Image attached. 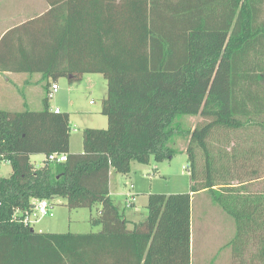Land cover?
<instances>
[{
	"label": "trees",
	"instance_id": "trees-1",
	"mask_svg": "<svg viewBox=\"0 0 264 264\" xmlns=\"http://www.w3.org/2000/svg\"><path fill=\"white\" fill-rule=\"evenodd\" d=\"M161 3L157 11L127 0V18L117 5L113 34L119 45L127 37V45L115 55L92 58L87 42L78 52L62 43L66 57L45 59L41 33L32 56L7 67L1 39L0 72L49 81L39 111L0 110V160L10 166L0 177V264H190L191 197L202 191L235 223L226 245L232 261L264 264V190L249 188L264 177V0ZM85 74L106 81L107 128L85 129L82 153L72 154L69 115L50 109L48 93L60 78L76 82ZM179 117L204 121L185 149L190 191L150 194L146 219L128 231L110 195V173L170 158ZM35 155L45 158L39 166L31 163ZM55 197L69 210L98 206L90 223L99 232L38 233L22 223L35 202Z\"/></svg>",
	"mask_w": 264,
	"mask_h": 264
},
{
	"label": "rangeland",
	"instance_id": "rangeland-1",
	"mask_svg": "<svg viewBox=\"0 0 264 264\" xmlns=\"http://www.w3.org/2000/svg\"><path fill=\"white\" fill-rule=\"evenodd\" d=\"M264 83V77L262 79ZM59 92L49 99V107H58L62 113L69 115L70 151L82 153V133L85 129L107 128V119L101 114L102 102L106 97V81L101 74H85L79 81L69 82L66 78L58 80ZM15 93H26L25 87L14 90ZM42 93V91L40 92ZM17 95V94H16ZM43 99L44 95L42 94ZM42 102V101H41ZM35 99L28 110L38 111ZM1 110L8 112L7 107L0 105ZM14 112V111H11ZM18 112V111H15ZM181 132L174 139L171 148L174 154L162 161L153 159L149 164L133 162L128 174L123 175L111 171V197L114 204L124 213L135 212L138 217L146 214L148 195L150 194H184L190 191L188 159L185 152L190 132L196 125L203 123L201 117H179L176 120ZM43 155L31 156L34 166L42 164ZM10 175V166L0 160V177ZM263 176V175H261ZM252 191L264 190V177L249 185ZM135 199L133 208L126 207V201ZM52 217L40 218L31 225L36 232H56L90 234L96 232L90 219L97 216L98 206L91 209L69 210L65 200L53 198ZM191 218L193 219V264H235L232 261L231 249L226 245L236 232L233 219L214 202L210 191H202L192 195ZM253 248L250 252H253ZM250 252L248 254H250Z\"/></svg>",
	"mask_w": 264,
	"mask_h": 264
},
{
	"label": "crops",
	"instance_id": "crops-1",
	"mask_svg": "<svg viewBox=\"0 0 264 264\" xmlns=\"http://www.w3.org/2000/svg\"><path fill=\"white\" fill-rule=\"evenodd\" d=\"M78 1L80 2L78 3ZM144 1L147 2L148 9L153 6L154 10L158 11L163 7L162 0H159L160 2L158 0ZM171 2L174 3L175 0H171ZM118 4H121L127 18V0H0V41L6 36L8 43V49L2 55L3 58H6L4 64L10 67L25 63L22 61V57L32 56L31 43L33 38L41 33H43V57L45 59L66 57L67 51L62 43H68V45L70 43L72 49L78 52V46L87 42L92 58L102 57L104 53L115 55L117 48L122 49V45H127V37L120 41V46L113 34L115 26L111 12L117 8ZM67 37H71V39ZM60 64H64V62ZM48 81L43 75L37 73L0 72V105L7 107L8 112L24 111L29 108L34 99L39 102L37 105H41L44 86ZM56 84L59 87L58 81ZM19 87H25L27 92L15 93L14 90L17 91ZM41 91L42 93H40ZM50 109L54 112L56 109L62 112L55 106ZM70 153L74 152L70 151ZM44 159L43 156L42 162ZM109 189L111 195L110 181ZM133 203L128 209L133 208ZM49 205L52 210L50 201ZM146 217L147 213L138 217L135 212H128L127 219L125 217L127 230L132 231L135 225L142 223ZM192 221L193 219L190 217V264L194 263ZM99 230L100 227L94 233ZM38 233L48 232L39 231ZM49 233L56 234V232Z\"/></svg>",
	"mask_w": 264,
	"mask_h": 264
},
{
	"label": "built area",
	"instance_id": "built-area-1",
	"mask_svg": "<svg viewBox=\"0 0 264 264\" xmlns=\"http://www.w3.org/2000/svg\"><path fill=\"white\" fill-rule=\"evenodd\" d=\"M58 91H59L58 85L53 84L48 93V98L49 99L52 98L54 94L58 93ZM55 113H59V110L56 109ZM47 159L51 162L61 163V162L66 161V156L65 155H50ZM134 201H135L134 198H131V201L130 199L126 201V207L127 208L130 207L131 206L130 202H134ZM21 215L23 216L22 223L25 226H31L34 223H36V221H38V219L40 218L52 217L53 213L49 205V202L47 200H40L34 204L33 208L30 211H26Z\"/></svg>",
	"mask_w": 264,
	"mask_h": 264
}]
</instances>
